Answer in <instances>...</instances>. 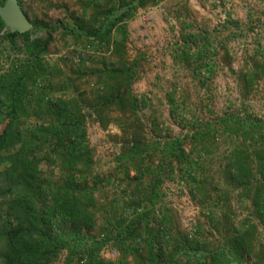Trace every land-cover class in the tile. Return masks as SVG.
Segmentation results:
<instances>
[{
    "label": "rangeland",
    "instance_id": "rangeland-1",
    "mask_svg": "<svg viewBox=\"0 0 264 264\" xmlns=\"http://www.w3.org/2000/svg\"><path fill=\"white\" fill-rule=\"evenodd\" d=\"M118 1L21 0L32 23H43L52 30L44 58L56 72L53 96L78 99L87 115L94 174L103 180L95 192L99 210L96 225L90 230L94 236L108 233L110 227L105 219L113 223L119 216L134 220L128 213L139 203L134 166L143 159L123 164L116 160L133 145H139L141 150L143 144L180 136L186 139L184 147L191 153L194 148L186 137L200 122L215 121L226 114H250L264 121V0H143L133 18L123 25L127 35L123 39L116 29L110 48L106 42L90 40L86 34L75 39L57 28L59 23L71 24V14L87 28L96 27ZM37 34L47 36L45 31ZM193 36H208L212 47L204 51L195 46L189 41ZM120 40H124V59L137 61L132 91L138 97L145 96L147 104L137 112L98 108L99 112L91 114L96 99L114 91L111 83L99 82L93 71L103 65H119L115 41ZM81 51H85V57L75 61ZM187 54L192 57L185 60ZM24 58L18 49H7L0 55V71L8 68L13 59ZM169 97L174 99L173 104ZM3 123L0 109V125ZM236 142L233 136L219 132L211 143L198 146L193 165L197 182L202 183L201 191L175 165L174 172L164 179L162 200L153 216L162 217L165 211L174 239L187 236L212 250L222 248L228 233L248 220V224L256 226V242L244 264H262L264 220L255 214L247 197L241 198V189L224 177L230 149ZM140 156L146 163L156 165L160 153L151 149ZM41 168L51 182L64 177L55 165L42 163ZM130 244L133 249H142L141 255L145 256L143 238L131 240ZM112 247L113 242L100 252L101 259L116 261L106 256ZM66 256V252L62 253L52 264H66ZM134 258V254L124 256L125 263L134 264ZM75 263L76 260L72 262Z\"/></svg>",
    "mask_w": 264,
    "mask_h": 264
},
{
    "label": "trees",
    "instance_id": "trees-1",
    "mask_svg": "<svg viewBox=\"0 0 264 264\" xmlns=\"http://www.w3.org/2000/svg\"><path fill=\"white\" fill-rule=\"evenodd\" d=\"M142 1L119 0L96 27L87 28L71 14V24L59 23L57 28L75 39L86 34L110 48L116 29L123 39L127 35L123 25L133 18ZM4 2L0 0V5ZM44 31L46 37L35 35ZM51 40L52 30L43 23H32L31 31L24 34L11 33L0 17V55L7 49H18L25 55L0 71V109L4 113L0 125V264H52L64 252L66 264L74 260L75 264H127L124 256L128 254L135 255L134 264H244L256 242V226L248 220L228 233L222 248L212 250L187 236L174 239L166 212L157 218L153 213L162 200L164 179L174 172L175 165L196 183L198 191L202 190L195 176L193 154L200 144L211 143L214 134L221 132L237 141L228 155L225 180L241 189V198L247 197L255 214L264 220V121L250 114H226L215 121L200 122L186 137L194 148L191 153L184 147L186 139L180 136L143 144L141 150L133 145L116 160L123 164L143 159L134 166V183L140 194L134 220L119 216L113 223L105 219L108 233L91 235L99 210L95 192L103 180L94 174V150L80 101L52 94L56 72L44 58ZM189 41L204 51L212 47L208 36H193ZM123 43L115 41L118 66L103 65L93 71L99 82L111 83L114 91L98 97L91 114L108 108L137 112L147 104L145 96L138 97L132 91L137 61L124 59ZM191 57L187 54L185 60ZM169 101L175 102L172 97ZM151 149L160 153L156 165L140 156ZM42 163L55 165L64 177L57 182L45 179ZM113 209L117 210L115 206ZM141 238L145 256L141 255L142 249H133L130 244ZM111 242L122 254L117 262L101 259L100 252Z\"/></svg>",
    "mask_w": 264,
    "mask_h": 264
},
{
    "label": "water",
    "instance_id": "water-1",
    "mask_svg": "<svg viewBox=\"0 0 264 264\" xmlns=\"http://www.w3.org/2000/svg\"><path fill=\"white\" fill-rule=\"evenodd\" d=\"M0 17L11 33L24 34L32 29V22L25 15L18 0H5L0 5Z\"/></svg>",
    "mask_w": 264,
    "mask_h": 264
},
{
    "label": "built area",
    "instance_id": "built-area-1",
    "mask_svg": "<svg viewBox=\"0 0 264 264\" xmlns=\"http://www.w3.org/2000/svg\"><path fill=\"white\" fill-rule=\"evenodd\" d=\"M84 57H85V51H81V52L76 56L75 61H78L79 59L84 58ZM128 213H129V214H132L131 217H133V215H134V210L129 211ZM103 252H105V248L103 249ZM106 253H107L106 256L109 255V258H110L111 260H116L115 262H117V261L119 260V258L121 257V253H120V251H119L117 248H114V247L109 248V249L106 251Z\"/></svg>",
    "mask_w": 264,
    "mask_h": 264
}]
</instances>
